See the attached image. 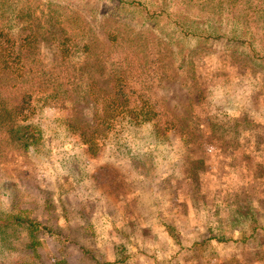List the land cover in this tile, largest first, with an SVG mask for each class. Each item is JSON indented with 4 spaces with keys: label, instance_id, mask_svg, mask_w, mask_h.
Masks as SVG:
<instances>
[{
    "label": "rangeland",
    "instance_id": "1",
    "mask_svg": "<svg viewBox=\"0 0 264 264\" xmlns=\"http://www.w3.org/2000/svg\"><path fill=\"white\" fill-rule=\"evenodd\" d=\"M134 1L0 0V264H264V0Z\"/></svg>",
    "mask_w": 264,
    "mask_h": 264
},
{
    "label": "trees",
    "instance_id": "2",
    "mask_svg": "<svg viewBox=\"0 0 264 264\" xmlns=\"http://www.w3.org/2000/svg\"><path fill=\"white\" fill-rule=\"evenodd\" d=\"M121 3L126 4V5H140L142 6L146 11H148V6L144 5L142 2H136L134 0L127 1V0H119ZM33 13V12H32ZM150 17V16H148ZM152 18V17H150ZM32 23H34V18L31 17ZM30 29H31V34H27L23 39L24 41H27L26 44L30 43L31 40L35 39L37 37V32L34 29V26L32 24H29ZM27 29V30H30ZM33 32V33H32ZM4 35L3 32L0 31V36ZM32 36L34 38H32ZM210 37V35L203 36L202 38L207 39ZM220 35L215 36V38H219ZM8 40V38H6ZM5 39V40H6ZM243 39V38H242ZM2 39L0 38V75L1 78L3 76H8L12 71V65H11V60H10V50H9V45L10 44H2ZM22 46L24 45L21 44ZM88 49V45H85ZM63 51H67L68 48H64V45L62 46ZM264 61V58H262ZM262 64H264L262 62ZM7 69H10L8 71ZM15 74L18 73V75H22V71L19 72H14ZM130 101L128 100V97L125 96V98H120L119 101H116L117 107H113L111 111H113L117 117V120L122 123L123 121L130 122L134 125H142L146 123V121H152L153 118L157 117V112L152 110L151 108H137L133 107L130 104ZM0 114L3 115L2 121L4 122V119L10 118L8 115L12 116L13 114L11 113V110L8 111V109H3L0 108ZM8 114V115H7ZM109 124L111 125V131L113 134V137L116 138L119 136L120 130L118 132H115L112 130V122L109 121ZM13 133L16 139L23 141L25 143H35V142H40L42 139V129L38 124H35L33 122H27L26 116H24L21 120L16 121L13 124ZM112 134H109V137H111ZM85 134V137H87ZM86 141H90V138H85ZM121 140V137L119 141ZM11 226H17V227H24L25 229L27 228L28 232L31 235V243L34 244L35 242V234L39 232L41 229H45L49 231V227L44 225L42 222L33 220L32 218H26L22 217L21 214H7L0 216V230L8 229Z\"/></svg>",
    "mask_w": 264,
    "mask_h": 264
}]
</instances>
